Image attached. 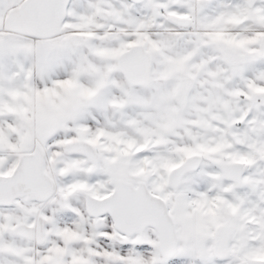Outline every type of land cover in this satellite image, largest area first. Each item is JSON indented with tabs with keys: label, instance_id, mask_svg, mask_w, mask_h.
I'll return each instance as SVG.
<instances>
[{
	"label": "snow or ice",
	"instance_id": "6c2138e0",
	"mask_svg": "<svg viewBox=\"0 0 264 264\" xmlns=\"http://www.w3.org/2000/svg\"><path fill=\"white\" fill-rule=\"evenodd\" d=\"M0 264H264V0H0Z\"/></svg>",
	"mask_w": 264,
	"mask_h": 264
}]
</instances>
